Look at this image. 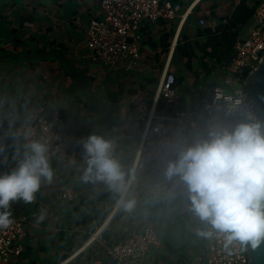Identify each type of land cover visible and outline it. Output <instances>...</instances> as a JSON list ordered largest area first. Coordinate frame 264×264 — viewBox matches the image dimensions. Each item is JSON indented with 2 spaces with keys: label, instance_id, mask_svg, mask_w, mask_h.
<instances>
[{
  "label": "crops",
  "instance_id": "crops-1",
  "mask_svg": "<svg viewBox=\"0 0 264 264\" xmlns=\"http://www.w3.org/2000/svg\"><path fill=\"white\" fill-rule=\"evenodd\" d=\"M172 1L183 5L175 19L142 22L138 58L124 56L105 66L91 60L86 44V25L102 15V0H0V175L17 167L26 151L15 127L41 107L50 117L60 115L63 150L70 156L68 161L49 159L52 182L42 179L31 203L12 202L10 218L23 213L37 217L29 221L22 254L7 264H91L102 255L98 243H87L98 229L108 239L122 241L147 225L158 230L161 245L150 250L146 264H183L171 250L182 254L190 243L201 250L205 236L200 233L208 225L191 210L187 186L178 176L169 179L168 167L141 160L143 122L136 105L143 99L152 102L169 69L183 75L180 105L196 110L228 73L234 47L225 53L229 44L224 28L238 31L235 41L244 38L253 16L241 21L256 0ZM177 44L194 45L192 70L185 67L181 52H175ZM176 56L183 68L175 64ZM213 128H225L221 118ZM93 135L111 142L128 184L123 199L135 201L131 210L105 182L84 180V143ZM66 186L79 193L76 200L59 198ZM106 207L109 213L98 215Z\"/></svg>",
  "mask_w": 264,
  "mask_h": 264
},
{
  "label": "built area",
  "instance_id": "built-area-1",
  "mask_svg": "<svg viewBox=\"0 0 264 264\" xmlns=\"http://www.w3.org/2000/svg\"><path fill=\"white\" fill-rule=\"evenodd\" d=\"M182 9L180 2L172 0H102V15L86 25V44L91 60L110 66L124 56L138 58L143 38L142 22L172 20ZM227 22L228 19L224 18L223 23ZM263 61L264 0H260L255 6L248 34L234 44L227 75L214 86L210 95L200 99L196 110L189 111L180 105L177 75L169 69L163 72L152 102L146 99L137 102V115L143 122L142 162L168 167L170 162L178 159L182 150L207 138L206 130L217 125L220 118L225 128L249 120L250 116L256 119V113L249 108L247 78ZM59 121V114L50 117L41 107L19 123L15 133L26 144L33 141L45 144L48 159L61 157L68 161L70 156L63 150L65 136ZM78 196L72 186L64 187L59 194V198L68 201H74ZM32 216L37 217V213H23L10 218L12 223L7 228H0V264H7L13 256L22 254ZM208 231L212 235L205 236L204 252L198 258L200 264L201 261L204 264H249L250 257L244 243L234 240L227 244L224 234L217 233L209 225ZM87 243L88 246L98 243L102 249V255L94 258L91 264H146L150 250L159 247L161 239L158 230L147 225L122 241L110 240L98 229Z\"/></svg>",
  "mask_w": 264,
  "mask_h": 264
},
{
  "label": "clouds",
  "instance_id": "clouds-1",
  "mask_svg": "<svg viewBox=\"0 0 264 264\" xmlns=\"http://www.w3.org/2000/svg\"><path fill=\"white\" fill-rule=\"evenodd\" d=\"M25 148L18 166L0 175V228L12 223V202L31 203L42 179L49 183L53 179L46 145L33 141ZM84 148L88 163L84 180L105 182L121 194L120 203L131 210L135 201L123 199L128 184L112 155L111 142L93 135ZM166 175L183 181L191 210L211 229L224 234L227 244L252 241L255 248L264 238V122L250 116L235 128L211 129L207 138L197 140L169 163ZM39 219H44L43 214ZM200 235L211 236L212 232Z\"/></svg>",
  "mask_w": 264,
  "mask_h": 264
},
{
  "label": "water",
  "instance_id": "water-1",
  "mask_svg": "<svg viewBox=\"0 0 264 264\" xmlns=\"http://www.w3.org/2000/svg\"><path fill=\"white\" fill-rule=\"evenodd\" d=\"M247 79L249 83L247 89L249 108L256 113V120L264 122V61L250 72ZM248 121L241 120L239 124ZM157 165L161 166L160 164ZM244 245L250 257L249 264H264V238H261L255 248H253L252 241L244 242ZM256 248L258 249L255 250ZM190 264H200V260L198 259Z\"/></svg>",
  "mask_w": 264,
  "mask_h": 264
},
{
  "label": "trees",
  "instance_id": "trees-1",
  "mask_svg": "<svg viewBox=\"0 0 264 264\" xmlns=\"http://www.w3.org/2000/svg\"><path fill=\"white\" fill-rule=\"evenodd\" d=\"M260 0H256L255 1V4H254V6L251 8V9H248L247 8V11H248V15L245 17V19H243L241 22H244V21H247L248 19H250L252 16H253V14H254V9H255V6L257 5V3L259 2ZM230 27H228V29L227 28H224V30H223V36H224V38H227V40H228V47H227V50H228V52H225V53H229L231 50H232V48L234 47V44H235V42L237 41H235V37H236V34H237V30L236 31H233V32H231L230 30ZM176 51H178V52H181V54L186 58L185 59V67L187 68V69H190V70H192V66H191V61H192V59L196 56V51H195V47H194V45H192V46H187L186 48L185 47H182V46H180L179 44H177V46H176V49H175V52ZM213 53H214V51H213ZM206 55H208L207 53H206ZM202 57H204V56H202ZM201 60V62H202V64H203V59H200ZM199 76H197L196 77V81H195V84L194 85H198V81H199V79H200V77L198 78ZM208 77V76H207ZM183 80V75H177V82H181ZM110 191V190H109ZM108 193V192H107ZM105 196V195H104ZM103 200H104V197H103ZM106 201V200H105ZM101 211V213L102 214H98V215H101V216H105L106 214H108L109 213V211H110V208H108V207H106V208H104L103 210L101 209H99V212ZM86 216H88V214H85V216H84V218L86 217ZM72 249H73V247H70V251H72ZM204 250V244H201V250H199L197 253L200 255V256H202L203 255V251ZM171 252L172 253H177V254H180L181 255V252L179 251V250H171ZM182 256V255H181ZM203 260V259H202ZM183 264H185V263H183ZM186 264H188V263H186ZM190 264V263H189ZM201 264H204V262L203 261H201Z\"/></svg>",
  "mask_w": 264,
  "mask_h": 264
},
{
  "label": "rangeland",
  "instance_id": "rangeland-1",
  "mask_svg": "<svg viewBox=\"0 0 264 264\" xmlns=\"http://www.w3.org/2000/svg\"><path fill=\"white\" fill-rule=\"evenodd\" d=\"M177 54L179 55V52H177ZM175 64L178 66V67H181L183 68V63H182V59H180L178 56H176V60H175ZM154 87H155V84H154ZM187 237L188 236H182V240L186 241L187 240ZM193 244L190 243L186 246V249L185 251L186 252H183L181 255L184 256V257H180L179 254H178V258L183 261V263H192V262H195L198 260V257L200 256L197 252V248H195V250H193ZM186 256V257H185Z\"/></svg>",
  "mask_w": 264,
  "mask_h": 264
},
{
  "label": "bare ground",
  "instance_id": "bare-ground-1",
  "mask_svg": "<svg viewBox=\"0 0 264 264\" xmlns=\"http://www.w3.org/2000/svg\"><path fill=\"white\" fill-rule=\"evenodd\" d=\"M93 238V237H92ZM92 238L89 240V242L92 240Z\"/></svg>",
  "mask_w": 264,
  "mask_h": 264
},
{
  "label": "snow or ice",
  "instance_id": "snow-or-ice-1",
  "mask_svg": "<svg viewBox=\"0 0 264 264\" xmlns=\"http://www.w3.org/2000/svg\"><path fill=\"white\" fill-rule=\"evenodd\" d=\"M259 247H260V246H259ZM259 247H258V248H259ZM258 248H256L255 250H257Z\"/></svg>",
  "mask_w": 264,
  "mask_h": 264
}]
</instances>
